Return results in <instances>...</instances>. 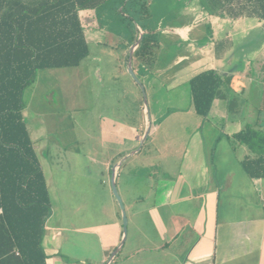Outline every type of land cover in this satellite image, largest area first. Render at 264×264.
<instances>
[{
    "label": "crops",
    "instance_id": "0c3cea01",
    "mask_svg": "<svg viewBox=\"0 0 264 264\" xmlns=\"http://www.w3.org/2000/svg\"><path fill=\"white\" fill-rule=\"evenodd\" d=\"M175 3H182L180 11L185 23L152 32L157 40L153 58L147 65L137 58L133 61L134 71L151 98L154 96L148 138L153 136L151 143L163 157H147L142 166L131 165L129 162L135 158L131 156L140 152L139 149L129 152L139 144L138 138L133 139L130 148H123L130 156L122 159L123 167L122 163L114 165L120 157L101 160L91 157V161L102 164L108 179L115 172V179L121 176L126 182L125 205L133 229L121 245L123 210L121 205H116L118 198L110 191V213H107L110 218L100 224L107 226L101 233L102 253L93 257L92 262L83 260L85 264L110 259L117 249L111 264H264V177L254 178L246 171L243 162L256 159L257 155L234 138L247 123L264 130V25L256 24L253 16L214 17L200 0ZM92 11L80 12L88 43L90 15H97ZM222 26L229 27L230 33L220 31ZM213 27L214 35L210 32ZM252 29L262 31V39L254 38L259 45L252 50L256 53L246 50L244 55L231 59L236 46L224 44L221 38L226 37L227 41L234 35L246 36ZM137 36L136 33L134 42ZM118 42L123 45V51L134 44L125 35ZM207 70L220 72L227 80L205 118L193 106L189 82ZM53 94H50L52 99ZM27 108L25 118L52 202L43 239L47 263L76 264L69 253L63 252L66 245L63 205L53 174L49 143L44 134L35 133L37 125L28 116ZM177 119L183 121L182 129L174 124ZM207 123L223 130L232 140L230 147L242 149L243 154L206 157L207 146L203 141L199 140L195 147L192 139L179 137L182 134L179 131L189 125L198 132ZM222 142L220 139L217 145ZM182 150L184 157H175ZM147 155H151L150 151Z\"/></svg>",
    "mask_w": 264,
    "mask_h": 264
},
{
    "label": "rangeland",
    "instance_id": "374dc122",
    "mask_svg": "<svg viewBox=\"0 0 264 264\" xmlns=\"http://www.w3.org/2000/svg\"><path fill=\"white\" fill-rule=\"evenodd\" d=\"M121 1L112 0L97 15L89 14L91 21L87 31L90 30L91 54L80 66L40 70L34 84L25 92L26 112L37 125L34 131L44 134L49 143L53 174L63 205L66 243L63 252L69 253L76 264H85L83 260L92 262L93 257L100 256L101 233L107 228L106 224H100L110 218L107 213H110L108 195L110 191L113 192L112 175L108 179L102 164L91 161V157L100 160L104 157H120L114 165L121 164L124 157H130L128 152L122 150L130 148L134 138H138L139 144L129 152L131 154L137 149L140 152L131 156L135 157L129 162L131 165L142 166L147 157H163L161 153H156V147L151 143L153 136L142 145L149 125V113L144 105L142 87L128 69L127 54L131 47L123 51V45H118V41L124 35L132 37L135 31L138 34V31H143V27L154 33L162 32L169 26H182L185 23L180 11L182 3L176 4V0H134L125 7L126 12L123 13ZM200 3L214 17L222 16L221 5L217 0H200ZM233 4L230 6L234 7L233 12L229 8L227 15L253 16L256 24L264 25V18L254 14L251 5L245 6V0ZM223 27H220V31L230 33L229 27ZM214 28L210 30L212 35ZM261 33V30L252 29L246 36L234 35L231 40L226 41L224 37L221 41L236 46L230 54L231 59H234L244 55L246 50H256L259 45L258 39L254 38L262 39ZM136 49L133 50L132 64L134 58L139 59L135 55ZM50 94H53V99ZM147 94L151 112L154 96L151 98L148 91ZM174 124L183 126V121L177 119ZM195 132L189 125L187 129L179 131L182 133L179 137L187 138L188 141L192 139V146L194 144L195 147L199 140L203 141L207 146L204 152L206 157H236L243 154L242 149L230 147L232 140L224 135L223 130L208 123ZM220 139L223 142L218 146ZM149 151L151 155H147ZM175 157H184V150ZM123 165L125 161L120 166ZM115 182L126 209V182L121 176H116ZM116 205L120 207L119 203ZM126 213L129 236L133 223L129 225L127 209ZM108 237L106 234L105 238Z\"/></svg>",
    "mask_w": 264,
    "mask_h": 264
},
{
    "label": "trees",
    "instance_id": "16d2710c",
    "mask_svg": "<svg viewBox=\"0 0 264 264\" xmlns=\"http://www.w3.org/2000/svg\"><path fill=\"white\" fill-rule=\"evenodd\" d=\"M110 1L0 0V264H48L43 239L52 202L24 114L25 92L40 70L79 66L88 57L90 46L80 12L98 13ZM122 1L124 13L134 0ZM217 2L225 15L240 0ZM247 5L264 18V0H245ZM229 10L233 12L234 7ZM143 29L135 55L147 65L157 40L151 31ZM135 35L136 31L131 43ZM226 80L215 70L203 71L190 80L191 99L198 114L208 116ZM148 116L152 126L150 110ZM234 138L257 155L243 162L246 171L254 178L264 177V130L247 123Z\"/></svg>",
    "mask_w": 264,
    "mask_h": 264
},
{
    "label": "water",
    "instance_id": "95a60500",
    "mask_svg": "<svg viewBox=\"0 0 264 264\" xmlns=\"http://www.w3.org/2000/svg\"><path fill=\"white\" fill-rule=\"evenodd\" d=\"M142 37H143V32L142 31H138V36L136 38V41L132 45L131 51L129 52L128 69H129V72L132 74V76L136 79V81L142 87V90H143V93H144V105L146 107L147 112L149 113L148 94H147L146 87H145L144 83L139 79L137 74L135 73L134 68H133V64H132V58H133V52H134L133 50H135L139 46V44H140V42L142 40ZM148 118H149V125H148L147 130L145 132V135L143 137L142 145L145 142V140L148 138V136L150 134V130H151V119H150V116H148ZM112 188H113V192L116 195V197L118 198V201H119V203L121 205V208L123 210V236H122V240H121V245H123L124 242L126 241V238H127V235H128V217H127V213H126V210H125V206H124L123 200H122V198H121V196H120V194L118 192V189H117V185H116V182H115V172L112 175ZM117 251H118V249H117ZM117 251L113 252V254H112L111 258H110V262L112 261L113 257L117 253Z\"/></svg>",
    "mask_w": 264,
    "mask_h": 264
},
{
    "label": "built area",
    "instance_id": "2783aa9c",
    "mask_svg": "<svg viewBox=\"0 0 264 264\" xmlns=\"http://www.w3.org/2000/svg\"><path fill=\"white\" fill-rule=\"evenodd\" d=\"M93 264H111L110 262V259L108 260H103V261H100V262H96V263H93Z\"/></svg>",
    "mask_w": 264,
    "mask_h": 264
}]
</instances>
